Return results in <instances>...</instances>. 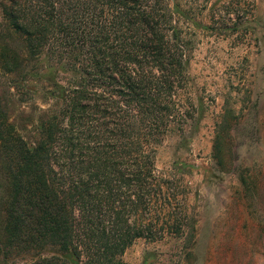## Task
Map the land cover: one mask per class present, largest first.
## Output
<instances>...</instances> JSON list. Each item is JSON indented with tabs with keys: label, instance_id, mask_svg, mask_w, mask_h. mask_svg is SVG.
<instances>
[{
	"label": "trees",
	"instance_id": "trees-1",
	"mask_svg": "<svg viewBox=\"0 0 264 264\" xmlns=\"http://www.w3.org/2000/svg\"><path fill=\"white\" fill-rule=\"evenodd\" d=\"M240 5L215 23L246 27ZM1 9L0 264H126L141 239L193 244L188 183L157 164L196 118L189 14L176 0Z\"/></svg>",
	"mask_w": 264,
	"mask_h": 264
},
{
	"label": "rangeland",
	"instance_id": "rangeland-1",
	"mask_svg": "<svg viewBox=\"0 0 264 264\" xmlns=\"http://www.w3.org/2000/svg\"><path fill=\"white\" fill-rule=\"evenodd\" d=\"M176 2L189 14L179 21L194 41L196 118L165 139L157 164L188 183L196 236L190 245L178 237L138 240L125 263L264 264V0ZM239 3L246 27L215 23L219 9Z\"/></svg>",
	"mask_w": 264,
	"mask_h": 264
}]
</instances>
